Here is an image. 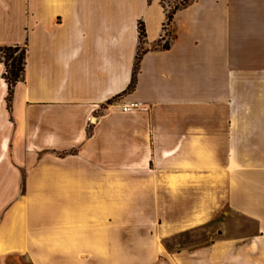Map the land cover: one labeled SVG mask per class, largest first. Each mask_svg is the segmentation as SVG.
Wrapping results in <instances>:
<instances>
[{"label":"crops","instance_id":"obj_1","mask_svg":"<svg viewBox=\"0 0 264 264\" xmlns=\"http://www.w3.org/2000/svg\"><path fill=\"white\" fill-rule=\"evenodd\" d=\"M181 1L0 0V48L25 49L10 100L0 60V264H47L28 256L24 180L64 187L28 198L76 218L85 186H155L181 203L208 187L204 218L229 211L255 229L211 244L210 264H264V0ZM132 101L147 111L123 113Z\"/></svg>","mask_w":264,"mask_h":264},{"label":"rangeland","instance_id":"obj_2","mask_svg":"<svg viewBox=\"0 0 264 264\" xmlns=\"http://www.w3.org/2000/svg\"><path fill=\"white\" fill-rule=\"evenodd\" d=\"M0 60L5 62L2 53ZM26 183L24 180L20 185V194L25 197L21 196L19 205L24 215L32 216L29 229L36 232L37 245L29 250L28 256L47 264H66L69 260L80 264H172L173 260L184 257L195 259L196 264H205L206 259V264H210L213 256L210 246L215 241L255 234L248 222L237 219L229 211L227 216L204 218L202 212L209 211L215 203L210 201L208 187L197 186L194 200L181 203L172 201L171 195H157L155 186H148L144 195L134 196L119 181L115 185L85 186L81 204L84 217L76 218L64 215L65 212L60 214L65 203L34 202L32 197L28 198L32 196L29 194L37 193L56 195L64 187L45 188ZM10 204L5 203V210ZM182 209H188L191 217L180 216ZM197 216L201 217V223L191 227ZM228 222L231 226H227ZM76 231L81 232L82 238L75 237ZM78 242H83L85 248L58 247L64 244L72 247ZM103 242L105 245L96 244ZM108 243L113 246L108 248Z\"/></svg>","mask_w":264,"mask_h":264},{"label":"trees","instance_id":"obj_3","mask_svg":"<svg viewBox=\"0 0 264 264\" xmlns=\"http://www.w3.org/2000/svg\"><path fill=\"white\" fill-rule=\"evenodd\" d=\"M191 0H182L180 2V6L183 7L187 5ZM177 9V8H175ZM172 19V15H168L166 25H169ZM138 33H139V40L142 41L144 38V30L141 25L138 27ZM168 48L167 44L163 46V49ZM20 49V55L18 57H14L15 53L18 52ZM0 53L3 54V60L5 65V73L3 75V78L8 86V100H10L12 95V89L15 86L17 82L21 80V77L23 75L24 71V65H25V49L19 48V47H4L0 48ZM139 57H137L138 61ZM6 61H9V65H7ZM134 84V78L131 82V87Z\"/></svg>","mask_w":264,"mask_h":264},{"label":"built area","instance_id":"obj_4","mask_svg":"<svg viewBox=\"0 0 264 264\" xmlns=\"http://www.w3.org/2000/svg\"><path fill=\"white\" fill-rule=\"evenodd\" d=\"M121 111L123 113H128V112H132V111L146 112L147 106L145 104H143L142 102L132 101V102H128V103L123 104L121 106Z\"/></svg>","mask_w":264,"mask_h":264},{"label":"bare ground","instance_id":"obj_5","mask_svg":"<svg viewBox=\"0 0 264 264\" xmlns=\"http://www.w3.org/2000/svg\"><path fill=\"white\" fill-rule=\"evenodd\" d=\"M8 250H11L10 248H1L0 247V252H5V251H8Z\"/></svg>","mask_w":264,"mask_h":264}]
</instances>
